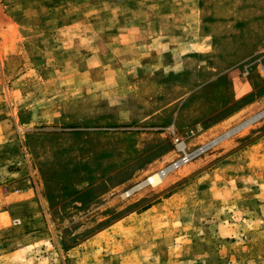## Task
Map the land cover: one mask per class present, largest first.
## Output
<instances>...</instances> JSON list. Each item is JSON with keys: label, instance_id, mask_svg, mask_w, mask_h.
<instances>
[{"label": "rangeland", "instance_id": "1", "mask_svg": "<svg viewBox=\"0 0 264 264\" xmlns=\"http://www.w3.org/2000/svg\"><path fill=\"white\" fill-rule=\"evenodd\" d=\"M0 264H264V0H0Z\"/></svg>", "mask_w": 264, "mask_h": 264}, {"label": "crops", "instance_id": "2", "mask_svg": "<svg viewBox=\"0 0 264 264\" xmlns=\"http://www.w3.org/2000/svg\"><path fill=\"white\" fill-rule=\"evenodd\" d=\"M30 190H27V192H29ZM14 195H11V194H9V196H8V198H7V200H15L16 199V197H13ZM5 204V203H4ZM7 206H8V208H12V207H14L13 208V211L14 210H16L17 212H15L17 215H20L21 217H24L23 216V213L25 214V210H27L28 208H32V210H31V213H32V220H30L29 222H30V224H31V226H34V228L37 230V231H39L37 228H40V218H39V216H40V212H39V210L37 209V202H36V200L32 197H29L28 196V198H24V199H20L19 201H17L16 200V202L15 203H8L7 202V204H6ZM5 206V205H4ZM36 206V207H35ZM33 208H36V210H33ZM24 221H26V220H24ZM20 222V221H19ZM29 222H25V225H28L29 224ZM20 224V223H19ZM26 230H28V229H26ZM37 232H31L30 233V235H32V234H36Z\"/></svg>", "mask_w": 264, "mask_h": 264}, {"label": "built area", "instance_id": "3", "mask_svg": "<svg viewBox=\"0 0 264 264\" xmlns=\"http://www.w3.org/2000/svg\"><path fill=\"white\" fill-rule=\"evenodd\" d=\"M181 144H179L178 145V147H179V150H181ZM197 153H193V154H183L181 157H179L178 158V160L176 161V162H174V163H172V165L171 166H169L167 169H163V170H165V172L167 173L168 171H170V170H172V169H175V168H177L178 166H180V165H182V164H184V163H186L189 159H191V157H193L194 155H196ZM165 173V174H166ZM164 174V175H165ZM20 222H19V220H17V219H14L13 221H12V225H14V226H16V225H18Z\"/></svg>", "mask_w": 264, "mask_h": 264}, {"label": "bare ground", "instance_id": "4", "mask_svg": "<svg viewBox=\"0 0 264 264\" xmlns=\"http://www.w3.org/2000/svg\"><path fill=\"white\" fill-rule=\"evenodd\" d=\"M181 147V146H180ZM166 172H165V170H162V171H159L158 173H156V174H153V175H151L146 181H144L141 185H144V184H146V183H151L152 185L153 184H156V183H158L159 181L160 182H163V180H162V178H164L165 177V174ZM165 174V175H164ZM140 185V186H141Z\"/></svg>", "mask_w": 264, "mask_h": 264}]
</instances>
